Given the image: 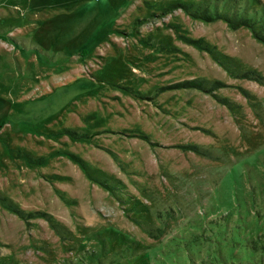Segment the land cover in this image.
Listing matches in <instances>:
<instances>
[{
	"label": "rangeland",
	"instance_id": "obj_1",
	"mask_svg": "<svg viewBox=\"0 0 264 264\" xmlns=\"http://www.w3.org/2000/svg\"><path fill=\"white\" fill-rule=\"evenodd\" d=\"M264 0H0V264H264Z\"/></svg>",
	"mask_w": 264,
	"mask_h": 264
},
{
	"label": "trees",
	"instance_id": "obj_2",
	"mask_svg": "<svg viewBox=\"0 0 264 264\" xmlns=\"http://www.w3.org/2000/svg\"><path fill=\"white\" fill-rule=\"evenodd\" d=\"M211 7L210 4H206L203 6L197 5L196 7L190 9L189 14L193 18H198L205 21L221 19L231 28L246 26L251 30L252 35L257 40H259L264 44V37L258 34L259 32L257 33V31L254 30L252 21L248 17H242L241 15H232L228 13L218 12Z\"/></svg>",
	"mask_w": 264,
	"mask_h": 264
}]
</instances>
